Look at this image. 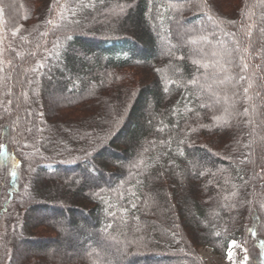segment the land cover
I'll list each match as a JSON object with an SVG mask.
<instances>
[{"label": "trees", "instance_id": "trees-1", "mask_svg": "<svg viewBox=\"0 0 264 264\" xmlns=\"http://www.w3.org/2000/svg\"><path fill=\"white\" fill-rule=\"evenodd\" d=\"M0 6V264H206L200 247L225 259L243 236L264 242V0ZM185 21L200 22L182 37ZM189 39L219 53L217 80L231 71L218 96L184 83L201 56ZM234 100L227 125L190 132ZM48 211L58 222L33 217ZM66 238L83 251L65 261L30 250ZM114 241L117 262L93 245Z\"/></svg>", "mask_w": 264, "mask_h": 264}, {"label": "rangeland", "instance_id": "rangeland-1", "mask_svg": "<svg viewBox=\"0 0 264 264\" xmlns=\"http://www.w3.org/2000/svg\"><path fill=\"white\" fill-rule=\"evenodd\" d=\"M10 1H11V3H13L14 0H10ZM1 10L2 9L0 6V42H1L0 44H1V46H4V50H6L5 45L9 46L10 43H12V40L9 39V36H8L6 29L4 27ZM199 22L200 21H198V22H195V21L194 22H192V21L186 22L185 21L179 27L180 28V31H179L180 35L182 37H184V34H183L184 31H186V29H188L190 27L194 28V26H196L197 23H199ZM171 38H172V36L167 34L166 38H163V39L161 38L160 41L162 44H164V46L171 48L172 47L171 42H170ZM187 47L194 48L195 50H198L199 48H201V46H199L198 44H196V45H188L187 44ZM202 48L205 49L203 46H202ZM195 52L197 53L196 55H201V53H199L198 51H195ZM6 62H8V61H6ZM56 88H58V90H59V87H55L54 90ZM16 123H17V121H16ZM261 142H262V140H261ZM263 152H264V147H263ZM13 162L14 161H9V166H8V168L6 167L7 168V174H9V168L10 167H11L12 172L14 171L15 166L12 165ZM5 173H6V171H5ZM84 179H85V181H89L87 176L83 178V181H84ZM173 206H174V204H173ZM33 217L34 218H42L44 221L58 222V220H57L58 218L54 214L49 213V211L46 213L45 212L33 213ZM259 218H260V220L264 219L262 213H259ZM251 221H252V219H251ZM256 226H258V225H256ZM252 229L253 228H251L250 231H252ZM250 231H249V234H250ZM260 233H261V236H264V231L261 229V227H260ZM45 235H51V234L45 233ZM254 238L255 237H253V236L251 237V236L246 235V236H243L242 238L238 239L237 241L232 242L229 246L228 254H227V257L225 259L218 256L213 251V249L210 247H200L198 250V253H199L200 257L206 262V264H263L262 258L264 257V242H261V241L259 242L258 240L254 239ZM67 243L72 244V246L70 247ZM93 245L98 246V248H101L103 250V254L106 257L110 258L111 260H113V258H114L113 262L118 261V254H119L118 252L122 246V244L120 242L114 241L113 243H109V244L107 242L106 243H103V242L99 243L98 242V243H94ZM39 246H41V247L38 248V246H33V247H30L31 249L30 248H28V249L32 250L33 252H36V254L43 252L49 257H50V255L53 256V254H54L55 256H53V260L63 259V261H65L66 259H68V257L74 256L76 254V252L83 251L82 246L80 245V242H78V243L69 242L68 238L61 239L60 243L57 245L52 244V243L50 244V242H44V244H41ZM94 246H90L89 244H87L85 249L91 251ZM21 250H24V246L20 247V251ZM39 255H41V254H39ZM151 260L152 259H150V261ZM141 263L142 262H140L138 264H141ZM152 263H154V261ZM159 264H168V263L161 261V262H159Z\"/></svg>", "mask_w": 264, "mask_h": 264}, {"label": "clouds", "instance_id": "clouds-1", "mask_svg": "<svg viewBox=\"0 0 264 264\" xmlns=\"http://www.w3.org/2000/svg\"><path fill=\"white\" fill-rule=\"evenodd\" d=\"M88 7H91V5H88ZM186 31L192 32V31H194V29H192L190 27V28L186 29ZM71 39H72V36L70 35V33L68 31H66V33L63 35V38L59 41V44L63 43L64 40H71ZM198 42H199V40H197V39H189V40H187L186 43L188 45H196ZM194 51H198L199 53H201V56L199 59H192L191 60V63L195 66L196 72L193 73V77L191 80L184 81V83L191 84V85H194L197 87V90L194 93L195 97H197V98H199L201 96L202 91H207V92L213 93V95L218 96L219 92L218 91L214 92L213 89L218 88L219 86L231 84V82L233 80V76L231 74V71L227 70L228 74L225 76V78L223 80H217L216 79L217 73L226 71L221 66L219 60L215 59V57L219 56V53L216 50H213L209 56L208 54H204V49L202 47L199 48L198 50H194ZM168 55H174V53L169 51ZM50 56H51V54H50ZM52 58L55 59V57H52ZM45 66L46 65L43 63L40 65V67H45ZM201 69H203V71H204L203 76H199L197 74L198 71H200ZM209 70H211V75H209ZM176 71L180 72L181 70L179 68H177ZM177 83H179V82L177 81ZM165 91H167V89H165ZM245 92H247V89H245ZM35 97H36L37 103H39L40 91H39V83L38 82H37V88L35 89ZM235 105H236V101L234 100L232 102L231 109H224L225 115L213 117V123L212 124H200L197 127H192L190 129V132H197L201 128L212 131L216 127L221 126V124L227 125L229 117L236 114L235 113ZM202 106H206V105H202ZM187 110L191 111L190 108ZM181 143H184V141H181ZM146 151H147V149H145V152ZM178 151H179V154L181 156L184 155L183 150H178ZM159 162L160 161H159V154H158L155 157V159L152 161V163H150V164L146 163L145 159H141L139 161V163L137 164V167L143 166L144 171L146 172L148 170V168L154 166L155 164H157ZM176 174L180 175L181 173L177 172ZM199 174L201 176H203V175H205V172H200Z\"/></svg>", "mask_w": 264, "mask_h": 264}]
</instances>
